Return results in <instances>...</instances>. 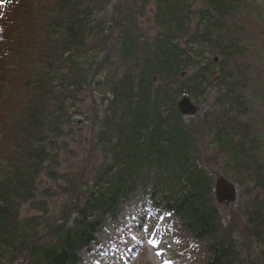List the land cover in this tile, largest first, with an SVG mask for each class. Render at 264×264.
<instances>
[{"label":"trees","instance_id":"trees-1","mask_svg":"<svg viewBox=\"0 0 264 264\" xmlns=\"http://www.w3.org/2000/svg\"><path fill=\"white\" fill-rule=\"evenodd\" d=\"M201 2L192 9L196 0H154L152 42L136 20L141 8L136 13L116 8L112 19L103 21L91 18L100 8L90 7L106 5L108 0H44L30 7L21 0L2 2L0 37L10 49L5 51L0 44V264H15L23 257L27 264H76L81 261L79 252L97 242L95 235L105 220L118 223L126 206L140 202L147 204L154 220L171 213V223L186 234L180 232L175 238L183 252L193 244L206 245L202 264H244L232 229L220 223L213 178L197 166L200 153L195 132L185 126L176 103L181 94L196 95L189 91L193 86L167 87L169 79L174 81L181 68L191 65L195 77L203 79L209 73L211 82L221 86L216 98L219 106L244 102L236 90L246 84L242 76L250 61L238 59L253 46H240L237 27H228L224 20L243 13L247 6L244 0ZM112 28L119 29L111 45L119 50V68L129 61L133 68L124 67L118 78L116 70L111 75L106 72L115 50L107 47V35L100 39L102 32L107 34ZM194 44L214 54L216 63L205 64L203 53L188 52ZM193 57L198 61L194 63ZM209 66L217 69L216 76ZM255 72L261 80L254 82L263 88L264 71ZM204 82L211 85L208 78ZM91 86L102 91L103 109L83 113L86 98L81 91ZM223 112L224 129L211 127L218 156L214 163L237 183L239 176L251 182V191L258 193L245 205L244 218L261 250L259 257H264V123L253 118L255 123L241 124V116L248 111H236L235 118L232 111ZM72 115L93 119L95 141L107 146L110 154L109 163L85 183L78 181L80 164L85 161L69 166L63 157L70 150V127L77 122ZM12 132V137L5 136ZM41 178L46 183L40 186ZM68 180L78 187L89 186L66 191ZM36 194L42 198L61 195L64 217L48 224L43 205L31 203ZM25 203L44 213L21 220L19 211ZM189 237L191 243L185 241Z\"/></svg>","mask_w":264,"mask_h":264},{"label":"rangeland","instance_id":"rangeland-1","mask_svg":"<svg viewBox=\"0 0 264 264\" xmlns=\"http://www.w3.org/2000/svg\"><path fill=\"white\" fill-rule=\"evenodd\" d=\"M4 1L5 0H0L1 16V5ZM21 1L25 2L26 5H29L28 7H30L31 4H34V2L41 3L42 1L43 3L44 0ZM144 3L142 4L141 0H108V3L106 5H94V7H90V9L95 7L100 8L96 15H93L91 18H99L103 19V21H107L108 19H112L113 15L115 14L116 8H119L122 12L128 8L130 10H133L135 13L139 10V8H141L140 11H142L143 16L138 15L136 20L138 22V25L140 24V27L142 28L141 33H144L145 31L149 36L148 38L150 39V42H152L153 36L151 31V21L153 20L151 15H153V13L151 7L154 5V0H146ZM244 3L247 8L243 11V13L235 15V17H227V19L224 20L228 27H237V33L235 34V37H237V42L241 43L239 44L240 46L249 47L250 45H252L253 48L259 50V52L254 54L251 52L253 48H250L251 50L247 55H243L242 58L238 59L240 63H242L244 60L247 62L250 61L249 69H247L246 72H243L242 76V78L245 79L246 84L245 86L243 85V88L242 86H240V89L238 88L239 90H236L239 97L240 94L244 97V102L235 104L234 106L227 104L219 106L216 103V98L220 95L218 88L221 89V86H219L217 83L215 84V82H211V74L209 75V73L206 74L207 76L203 75V79L195 77V70L191 65H186L184 66V68H181L179 71V76L177 75V77L174 78V81L173 79H169L167 87L176 89L179 83L180 86H178L177 88H180L182 85L181 88L186 87L190 89V87L193 86V89H190L189 91H191L192 93L195 92L194 94L196 95H185V93L181 94L176 103H179V101L183 98H188L191 105L193 106L194 111H192V113H186L182 115L184 119L183 122L187 129H192L195 132V144H197L200 153L197 154V156L199 155L197 157L199 158L197 160V166L203 167L207 171L208 175L212 176L213 178V198L215 203L219 206V215L221 216L220 223L222 224V226H228L232 229V237L234 238L236 244L238 242V244L242 247L244 253V264H264V257H259V251L261 252V250L259 246L256 245L257 243L254 242V238L251 236L252 233L249 232L251 230L248 226H246L244 218L245 212L248 210L247 208H245V205L249 203L252 195L258 193H253L251 191V188H253L251 182L242 180L241 176H239L238 178L240 183H237V180L234 181L231 175H226L219 172L217 165L214 163L215 161L218 162L217 150L214 146H212V142L214 141V134H212L213 130H211V127L217 125L218 128L221 127L224 129L220 118L225 113L223 112L224 109L232 111V118H235L234 116L236 114V111H239L243 114L245 113V111H248L247 116H241V124H243L247 120H249V123H251L252 121L254 123L255 121L264 123V103L263 105H261L260 103L262 100H264V87L262 88L261 84H257L254 82L255 79L257 82L261 80V78L255 77V69L259 71L262 68L264 71V44L262 43L264 42V27H262V24H260V22L264 24V0H244ZM201 5V0H196V3L192 4V9H197ZM231 21H237V23H231ZM194 26L195 25L193 21L190 25V29L192 31L194 30ZM118 31L119 29L112 28L107 32V34L105 32H102L101 35L103 36V38H100L102 40L106 38L105 35H107V38L105 39L109 42L107 47H110V50H115L112 54L113 59H109V64L112 65V67H110L109 65L108 67L106 66V68H108V70L106 69V72L108 75H111L113 73L112 70H116V78L119 77L118 73H123L125 71L124 67H129L130 71H132L131 69H133L131 61H129V64L127 63L128 65H124V67L119 68L118 64L121 65V60H117V58H120L119 50L115 46L111 47V45H114L116 43ZM138 37H140L139 33L137 34V38ZM2 43L4 44L5 51L10 49L9 46L5 44V40L2 41L0 37V44ZM91 44H97V42H91ZM262 44L263 47H261ZM2 46L3 45H0L1 48H3ZM207 51L208 49L199 44L189 46L188 50V52H192L193 54L196 53L199 55L200 53H203L202 59H204L205 64L206 62L212 60L216 63L217 58L215 57V55L211 54V52L208 53ZM91 55L92 54H90L89 51L88 56L91 57ZM135 57H140V54H136ZM131 59L134 58L130 57V60ZM196 59V57H193L192 61L195 63L198 61ZM209 69H212V76H216L218 74L217 69L215 70L214 67L209 66ZM207 78L209 79L211 84L208 85V87L204 82V79L207 80ZM215 78H212V81H214ZM95 80L99 81V75L98 77H95ZM230 84L232 83L230 82L228 85ZM90 89H92V86L81 91V95L86 98V101L83 104V108L81 109L83 113L86 112L87 109L91 110L92 113L101 111L103 109V106H101L100 104V92L102 91H98L95 88L90 91ZM249 104H253V106H250L249 108ZM245 106H247L248 108H245ZM231 108L234 109V111ZM92 110H94L95 112ZM253 118L255 121L252 120ZM71 119L73 121H77L70 127L71 135L68 136V138H71L67 141L69 143L68 150L70 149L71 151L69 150L63 152V157H65V160L67 161L66 164H68L69 166L73 165L74 163L80 164L81 162L85 161L86 164H80L81 168L79 169L78 175V181H81V183H85L90 179L92 175H96V171H99L102 166L109 163L110 154L107 153V146H104L103 148L99 146L95 141L96 130L94 128L92 118L72 115ZM13 135L14 133L12 132L10 134H6L5 136L12 137ZM220 177L225 178L227 181L231 182L234 185L235 197L233 201H230L228 203H225L224 201V203H218L216 201L214 194V185L215 181ZM43 182L46 183V180L41 178L39 180L40 186ZM67 184L64 185V187L66 191L70 189L71 192L87 190L89 186V184L87 183V187L85 188L78 187V183L73 182V180L67 182ZM48 185L51 186L50 182L48 183ZM36 196V199L31 203L33 205L34 203H41L43 205V209L45 208L43 211L45 212V217L48 221V224H50V221L52 222L55 218L59 219L60 217H64L62 212L63 209L66 210V208L63 207V198H60L62 197L61 195H56L48 198H42L37 194ZM132 205L133 207H130ZM125 209L126 210H124L121 215L119 214L120 218L118 217L116 220L119 225L116 226V224L118 223L115 224L109 219L104 221L102 228L95 235V239L96 241L99 240V245L101 248L99 247L100 249H95V247L90 244L92 245L91 247L93 248V250H81L79 252V258L81 256V261L84 260L87 264H162L163 261H171V259H173L170 264H202L206 260L207 257L204 258V247H206V245L204 244H193V246L188 247V250H186L185 252H183L184 247L181 250V246L176 247L175 238L179 237L180 232L181 235H183L184 231L181 230L179 232V228L176 225L177 223H171V217L169 216L171 215V213L168 214V216H164L163 219H160L161 221L158 220L155 224H151L152 217L150 215V209L147 204L144 205L141 202L137 204L131 203V205L126 206ZM44 212L32 209L30 203L23 204L20 207L19 211L21 220L32 219L33 217L37 216L41 217V214H43ZM130 213L136 215V219H134V221L132 220V216L130 215ZM73 218L74 217L71 216L70 219L66 222L67 226L69 224L71 225L70 222L73 220ZM120 225L122 226V228L120 227ZM169 225H171V227H169L168 230L167 227ZM37 228L38 226L35 229ZM164 228L167 229L164 231ZM109 240L111 241V244L110 246H107ZM151 241L156 242V247L151 246ZM185 241L191 243V241L193 240L189 237ZM30 243L33 242L30 241L29 244ZM30 245L32 246V244ZM87 251H90L91 253L87 254ZM105 251L108 252V256H101L99 252L103 253ZM159 252L161 253L158 254ZM17 263L27 264V258L23 257L21 260H18ZM17 263L15 262V264ZM76 264H79V262H77Z\"/></svg>","mask_w":264,"mask_h":264},{"label":"water","instance_id":"water-1","mask_svg":"<svg viewBox=\"0 0 264 264\" xmlns=\"http://www.w3.org/2000/svg\"><path fill=\"white\" fill-rule=\"evenodd\" d=\"M177 106L181 114H190L192 113V111H194L193 106L191 105L188 98L181 99L179 103H177ZM214 187V194L218 203H228L234 200V185L227 181L225 178H218L215 181Z\"/></svg>","mask_w":264,"mask_h":264}]
</instances>
